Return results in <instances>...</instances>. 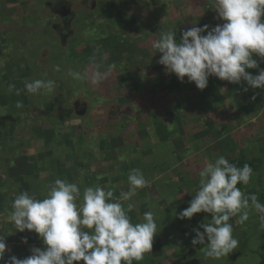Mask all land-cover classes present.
<instances>
[{
  "label": "rangeland",
  "instance_id": "374dc122",
  "mask_svg": "<svg viewBox=\"0 0 264 264\" xmlns=\"http://www.w3.org/2000/svg\"><path fill=\"white\" fill-rule=\"evenodd\" d=\"M23 0H14L8 3L9 7L15 8L14 14L4 18H11L19 25L31 26V30L25 28H19L24 30V33L17 30L15 33L8 31L12 27H4L0 25V101H4V104H0V135L9 133L12 135H19L21 138L22 146L26 148L33 156L42 152V141L44 140L35 131L33 122L39 124L38 120L42 121L41 124L48 126H55L56 133L62 128L59 133H68L73 126L83 125L82 123H93L95 122L96 134L100 138L89 139L90 144H87L81 138L76 139V148L72 151L66 145L65 150L62 151L58 147L59 136H55V142L52 146L53 153L61 156V159L65 163L71 162V158L67 155V152H78L77 156L81 151H88L94 153V160L100 163L103 169L100 168L102 176L97 175V179L104 181H114L115 187H119V196L122 193L129 191L128 175L132 169H139L143 174L149 169L150 173L154 174L151 179L156 185V189L148 191V187L138 189L137 194L131 197L130 200L124 201V206L127 207L129 204L132 205V211L128 213L133 223H140L143 220V214L147 211L154 213L155 219H160V223H157L158 229L152 246V252L146 253L144 259L152 260L154 264H219L222 260V264H228V260L225 262L222 258L219 260L207 258L202 249L205 245H192V240L195 238L194 225L195 222L191 219H178L177 216L180 212L186 209L182 207V203L191 202L194 199L192 192L182 193L181 190L177 189L180 185L179 179L183 175L184 162L189 157L195 158L196 156H203L206 164L212 163L209 161L210 158L214 161L217 159L215 154H212V149L219 148L217 142L212 138L213 141H205L202 133L200 132V122H203L209 117L207 110L202 111L198 118L189 121L187 116L182 118L183 114H187L185 108L181 106L180 110H176L174 98L172 96H181L182 91L187 89V85H195L194 83L188 82L187 77L184 78L183 82L178 81V86L174 87L175 92L173 94L169 88H165V82L168 81V73L166 68L158 74H149L145 71L142 73H136L135 70L126 71L124 73V63L126 60H122L120 66L116 67L119 70L111 72L100 84L101 88L108 91L111 96L107 99L100 98L104 97L102 90L94 87L91 82V75L94 71H107L108 66L106 61L110 57V53L105 52L103 62L99 59L94 58L91 52L85 53L83 59L91 61V63H83L81 60L77 61L75 65H71L67 59L63 63V71H53V78L50 77L48 70L52 69L50 60L60 53L59 41L61 36L66 33L63 28V18L57 13L56 6L58 5H69L70 11L74 13V17L71 21V34H69L65 41V47L68 51L71 50L70 54L74 60H76L78 53H82L84 49L93 48L94 51L103 49L100 44H95V36L98 34V28H103L106 22L107 16L110 12L116 14L117 10H113L110 7L111 1L109 0H34L30 3V0H25L24 3H20ZM95 2L96 7L91 8L90 3ZM141 2L148 4L144 10V20L147 21L149 26L151 23L154 25H164L166 20V10L168 11L167 4L150 6V3H156L159 1L171 2L184 0H140ZM205 5L200 7L198 13H201L202 20L196 22L189 19V12L187 10L188 5L186 3L180 4V19L179 25L173 26L174 32L180 31L183 34L185 31L184 27H202L208 25L210 29L215 28L218 24V12L216 11V0H202ZM49 5H48V4ZM156 7L159 9V14H153ZM170 10V9H169ZM170 12V11H168ZM186 12V13H185ZM120 15L123 14L120 12ZM128 15L134 13L127 12ZM126 14V15H127ZM172 18V15L169 16ZM153 19V22H152ZM205 19V21H203ZM8 22V21H7ZM150 22V23H149ZM226 23V21H222ZM145 23V22H144ZM176 23V21H175ZM12 24V22H8ZM56 25L60 28V31L54 32L51 28L52 25ZM177 24V23H176ZM166 31L172 25L164 26ZM151 29V28H149ZM83 30V31H82ZM67 34V33H66ZM42 35L44 40L49 44L43 46L44 49L38 51V46ZM48 35V36H47ZM134 35V33H130ZM135 36V35H134ZM182 36L180 37V40ZM43 40V43H45ZM50 40L52 43H50ZM94 40V41H93ZM93 42V44L91 43ZM136 41L128 39L127 44L129 47L135 48ZM42 48V47H41ZM137 48V46H136ZM40 49V47H39ZM73 50V51H72ZM146 52L151 55L154 53L153 47L147 42ZM63 53V49H61ZM94 54V53H93ZM136 58L127 59L131 60L130 65H145L149 56L136 52L134 53ZM256 56V54H254ZM68 56V52H67ZM80 56V55H79ZM81 57V56H80ZM51 58V59H50ZM67 58V57H66ZM82 58V57H81ZM104 63V67L100 64ZM120 63V62H119ZM264 62H260L257 67V71L261 70ZM254 70V69H253ZM79 72L81 74H87L83 80H78L68 75V73ZM121 71V72H120ZM91 74V75H90ZM71 77V79H65ZM156 77H163V87L158 85L160 91H164L165 101L162 100L158 104L152 99L154 91L157 88H153L151 91H147L144 85L139 81L144 82L155 81ZM35 79L53 80L55 81L56 87L52 93L44 95H33L29 94L25 88V82H31ZM64 84L66 89L59 92L61 83ZM100 84L98 85L100 87ZM10 85L14 87L9 88ZM208 85L211 86L215 93L218 94V99L215 101L206 98L208 104H212L215 108L213 111L222 112L224 111L231 118L235 125V129L241 134L243 142L249 149L255 150L256 148L252 145L251 141H254L255 137L261 136L264 138V89H253L248 87L247 82L243 81L240 84L238 90L231 91L225 84L221 83V80L215 76H210L208 79ZM241 85L243 87L241 88ZM92 89V90H91ZM247 89V90H246ZM70 91H74L73 95ZM84 93H92L93 97L89 99ZM186 92V91H185ZM98 95V98L96 96ZM153 93V94H152ZM242 95L245 101L255 100V103H249L248 105L244 102L242 104L236 102V96ZM161 96V95H159ZM200 97L194 95V98ZM85 98V99H82ZM50 100L51 104L62 105L53 109L48 105L45 107V101ZM198 108H204L203 103L199 99ZM17 102L22 103V107H17ZM175 102V103H174ZM164 103V105H163ZM199 103H201L199 105ZM263 103L260 108L258 104ZM84 105L86 116L76 115L78 107L76 105ZM169 107V111L164 113L165 109ZM45 110V111H44ZM47 111V112H46ZM196 111V110H192ZM171 112V114H169ZM175 114V120H173ZM204 115V116H203ZM156 117H161V121L158 122L159 126H168L174 132L165 143V148L161 146L163 142L159 139L157 127L155 126ZM108 119V122L105 120ZM242 118H246L244 121ZM37 120V121H36ZM227 120L226 117H221L220 123ZM241 124H238V122ZM192 122V123H191ZM181 123H183L181 125ZM252 123L253 129L256 131L254 136L248 135L250 128L249 125ZM14 124V125H13ZM13 125L17 131L10 129ZM187 127L186 132H180L181 127ZM219 123L211 120L210 134L216 138ZM161 133V131H160ZM177 133V134H176ZM258 133V134H257ZM130 137L134 138L136 144L139 145L138 152H144L145 155L133 156L134 152L131 151ZM197 142H196V141ZM153 143L150 145L149 143ZM156 141V142H155ZM158 141V142H157ZM71 142V139L68 141ZM101 142L111 144L114 146L113 151H109L107 148L101 147ZM257 144L260 142H256ZM155 144V145H154ZM151 149L153 152L147 154L146 150ZM191 149V150H190ZM190 150L189 154L188 151ZM194 150V152H193ZM238 148L234 151L238 153ZM214 152V151H213ZM129 153L131 155H127ZM10 151L3 155L7 160L9 159ZM39 155V154H38ZM74 155V154H73ZM221 156V155H220ZM255 156L263 157L262 154H256ZM79 157V156H78ZM123 157V159H121ZM3 160V159H1ZM37 167L43 162V158L38 159ZM85 159V163H93ZM132 161V162H131ZM49 160L46 162L48 163ZM174 164H178L176 167ZM157 165L159 167H157ZM154 166V167H152ZM151 167V168H150ZM157 168V169H156ZM92 169V167L90 168ZM258 172L260 176H256V179L261 178V182L264 187V164L259 165ZM149 173V174H150ZM88 175L84 170L80 178L76 177L71 182H76L81 192L86 187H90V184H86L85 176ZM36 176L33 178L35 179ZM38 177L43 180L39 182L38 191L35 189L32 192L37 195L39 191L43 190L41 196H45L48 191V186L53 184L58 177V173L53 170L41 172ZM193 178V179H197ZM254 179V178H253ZM264 190V188L262 189ZM243 193L251 197L255 195L261 204H264V199L260 195V191L255 190V183L253 180L248 184L247 188ZM181 205V206H180ZM3 213H0V238H3L6 242V251L4 253L3 261L0 264H9L10 258L15 256L19 259H24L29 256L30 248L44 249L45 245L42 238L34 231L30 232L25 230L19 232L13 226H8V222L11 220L9 216L3 217ZM262 214L255 209L249 210V218L243 224L239 223V216L231 218L233 222V236L239 241L238 247L229 255L232 259V264H258L262 259L258 260L255 255L246 256L245 259H235L233 256L238 251L242 252L244 249H257V251H264V244L260 247L257 243L259 233L264 231V219H261ZM3 221V222H2ZM191 226L190 231L187 230V226ZM1 231L3 233H1ZM245 236H242L243 233ZM29 237L30 240L24 239ZM161 238L162 244L155 248V243ZM163 239V240H162ZM245 239L248 242L244 241ZM26 240V243L24 242ZM207 243V238H206ZM238 250V251H237ZM84 264V262H81Z\"/></svg>",
  "mask_w": 264,
  "mask_h": 264
},
{
  "label": "clouds",
  "instance_id": "9594fccd",
  "mask_svg": "<svg viewBox=\"0 0 264 264\" xmlns=\"http://www.w3.org/2000/svg\"><path fill=\"white\" fill-rule=\"evenodd\" d=\"M216 11L226 23L210 31L208 25L192 27L183 33L179 42L173 30L162 31L152 43L156 52L162 53L158 63L181 82L187 77L199 90L207 88L210 76L237 84L243 80L253 89H264V69L256 76L246 71L258 67L253 54L264 57V23H261L264 0H216ZM116 67L113 64L105 72L94 71L91 82L99 85ZM55 71H60L58 65ZM68 75L83 80L87 74L70 71ZM12 87L14 85L9 86L10 90ZM55 87L53 80L25 82L27 92L33 95L52 93ZM16 106L22 107V103L17 102ZM253 172L249 164L237 167L224 156L207 163L199 171V191L177 218L191 219L201 212L211 216L210 221L199 225L203 232L194 229L192 240L193 246L205 245L202 251L207 258L219 260L238 247L239 241L234 238L229 223L232 217L238 215L239 223L243 224L249 218V210L255 209L264 219V204L255 195L246 196L238 187L249 184ZM128 183L129 191L115 201L112 190L97 185L81 192L77 183L59 178L48 186L43 199L21 192L12 202L9 219L17 231L37 233L45 247L43 250L33 248L31 255L24 259L12 256L9 264H74L80 261L84 264H133V261H142L146 253L152 252L158 225L152 211L143 214L142 222H132L128 215L132 205L125 207L119 201L130 200L149 182L141 170L132 169ZM5 251L6 242L0 238V261Z\"/></svg>",
  "mask_w": 264,
  "mask_h": 264
},
{
  "label": "trees",
  "instance_id": "16d2710c",
  "mask_svg": "<svg viewBox=\"0 0 264 264\" xmlns=\"http://www.w3.org/2000/svg\"><path fill=\"white\" fill-rule=\"evenodd\" d=\"M10 1H14V0H0V25L2 26V29H4V27H12L11 29L7 30V32L13 30L14 33L17 30H20L19 28H25V30L26 29L31 30V26L19 25L18 22H15L11 18H4L3 19V17H5V16H9L12 13L14 14V12L16 10L15 8L8 6V3ZM32 1H34V0H30V3ZM24 2H25V0L20 1V3H24ZM159 2H156V3H159ZM122 3H120L118 5L115 2L111 1L110 7L117 10V13L115 14L114 18H112V19H109V17L107 16L106 22L108 24H110L111 22L115 23L116 26H118V28L122 29V32L125 35H127V37L124 39H121L119 36H113V34H112V36H110L107 31L103 30V28H98L99 29L98 34H97V36L94 37V38H96L95 44L102 43L101 46L103 47V49H99L98 51H94L93 48L84 49L82 51V53H80V54L78 53L76 60H74L73 57L71 56V54H70L71 50H69V49H68V51L66 49L64 50L65 43L63 42V40L59 41L60 53L55 55L52 59L50 58L51 59L50 64L52 65V69L48 70V72L51 73L50 74L51 78L54 77L53 71H55V67L57 65L60 67V70L63 71L62 67L64 66L63 63H64L65 59H67V61L72 66L75 65L77 63V61H79V60H81L83 63H86V64L91 63V61L83 59V56L85 55V53H89V52H91L92 55H95L92 60L97 58L101 62H103V58L105 56L104 53L105 52L110 53V57L106 61L107 66L111 65L114 62H118V63L120 62L119 63V65H120L122 60H126L127 62H129V59L126 58L127 54H128V56H130V58H136L137 56L134 55V53H136V52H139V53L143 54L144 56H150L146 52L147 42L150 44V47L152 48V43L155 41L154 37H155V34L157 33L156 30L154 29L153 24L151 23V26H149L147 21H145L141 18L142 21L145 22L144 27H146L148 35L146 37H144L143 39H139V37H138L137 39L133 40V41H136V44L134 43V45H135L134 49L132 47H129L127 44V41H128V39H131L133 37L132 35H130V33H136V31H134V30H136V28L138 26L136 27L134 24L136 22V19H138L140 17H138L135 14H132V15L127 14V18L129 20H126L125 19L126 16L123 17V15L121 16L119 13V10L121 13L128 12L127 9H125L123 7ZM67 5H68V3H67ZM153 14L161 15V14H159L158 8L154 10ZM7 21L12 22V24L9 25ZM222 21L223 20L219 17V14H218V24L221 26L224 24V22H222ZM152 22H153V19H152ZM261 23H264V16L261 17ZM51 28L54 32H56V30L60 31V28L54 24L51 26ZM149 28H151V29H149ZM138 29H140V28H138ZM210 30L211 29L209 27V31ZM20 31L24 33V30L23 31L20 30ZM202 34L207 35V33H202ZM44 36H46V35L41 36L42 40L39 43V46L37 49L38 51H40L41 49H44L43 46L45 44H46L45 46L49 45L44 40ZM159 36H160V34H159ZM61 39H62V36H61ZM43 40L45 43H43ZM50 43H52L51 40H50ZM91 43L93 44L92 41H91ZM136 46H137V48H136ZM39 47H40V49H39ZM61 49H63V53H61ZM153 50L155 51L156 49L153 48ZM67 52H68V56H67ZM253 59H255L257 61L258 66H259L260 62H264V57H260L259 55L255 56L253 54ZM124 66H126V65H124ZM261 69H264V64L262 65ZM246 71L249 72L253 76L258 75L257 68L254 70L253 69H246ZM149 74H155V72H152ZM168 76L169 77H168L167 82L164 81L165 79L163 80V77H156L155 81L154 80L153 81L145 80L144 82L139 81L142 85L145 86L147 91H151V90H153V88L155 90V88H157V90L154 91V94L152 93L153 94L152 99L156 101V104H158V102L160 103L162 100L165 101L164 91H160L158 89V85H161L163 87V85H164L163 81H164L166 84L165 88H169V90L171 91L169 93H171V94H173L175 92L174 87L178 86L179 79L177 78V76L174 73H171ZM65 79H71V77H68ZM241 82H242V80H241ZM241 82L237 84V83H230L228 81L221 80V83L225 84L228 87V89L231 91L238 90ZM60 83H61V87L59 88V92L63 89H66L64 84H62V82H60ZM242 87H243V85H241V88ZM100 89L102 90L103 95L106 96L107 98H109L111 96V94L108 91L101 88V85H100ZM70 92L73 95L75 94L74 91H70ZM159 95H161V96H159ZM194 95H198L200 97L194 98ZM171 98H174L173 100L176 102V103L174 102L175 105H172L170 109L168 107L163 112L166 113L169 110H171L173 107H176V110L178 111V110H180L178 108H180L181 106L184 105L183 107L185 108L187 114L182 115L183 120H184V116H187L189 121L195 120L193 118H196V119L198 118L199 120H202L199 117V115L202 111L207 110V115L208 116L210 115V116L207 117V119L204 121V123L200 122V132L202 133L205 141H213L212 140V138H213L217 142L219 148L212 149L211 153L215 154L217 159L220 157V155L224 156L226 159L229 160L230 163L235 164L237 167H242L245 163L249 164L254 170L253 176H252L250 182L253 180V183H255V190L260 191V195L264 199V190H262L264 187H263V183L261 182L262 177L256 179V176H260L259 172H258L259 165L264 164V138H262L261 136L255 137L254 141H251V143L256 149L255 150L249 149L245 145L246 144L245 141L243 142V139L241 138L240 132L235 129V125L233 124V121L232 120L228 121V119H230L231 116L227 115V113H225L224 111H222V112L213 111L215 108L212 107V104H210V103L208 104V101L206 98H209L212 101H215L218 99V94H216L214 89L209 85L207 86L206 89L199 90V89H197V87L195 85L188 84L187 89L182 91L181 96L180 95L176 96V97L172 96ZM235 98H236V102H238L240 104H242L243 102L247 105L249 103H255V100H251V102L245 101V99L243 98L242 95H238ZM195 99H199L203 103L204 108H198V105H197L198 101H196ZM1 103L4 104L5 102L0 101V104ZM45 103H46L45 107L48 105L51 107V105H52L51 108H53V109H56L58 106H60V107L62 106L61 104L60 105L51 104L49 99L46 100ZM161 104H162V102H161ZM200 104L201 103H199V105ZM163 105H164V103H163ZM258 105L261 108L263 106V103H260ZM192 110H196V111H192ZM169 114H171V112ZM82 116H86V115H82ZM172 116H174L173 120H175V114ZM221 117H226L227 120H224L222 123H220ZM245 119L246 118H242V120H240V121H244ZM105 120L108 122L107 118H105ZM161 120H162L161 117H156L155 126L157 127L156 130L159 134V139L163 142V144H161V146L163 148H165V143L167 142L166 140L169 137H171V135H174V132L168 126H164V124L162 126H159L158 122ZM211 120L214 122L217 121L219 123L218 131H216V135L219 138H216L210 134V131H212ZM240 121L238 122V124H241ZM38 122H39V124H36L33 122V125L35 127V131L37 132V134L39 136H41L44 139L42 141V150L43 151L38 153L39 155L33 154V156H32L31 154H29L28 150L22 146L21 138L19 135H15V134L12 135V134H10V132L5 133L3 135H0V213H3L2 214L3 217L10 215V213L12 211V207H11L12 202L14 201L16 196L19 195L21 192L26 191L30 195H35L32 192V190L35 189L36 191H38L39 189H38L37 184L43 180L41 177H38V175L41 172H46L48 170H53L55 173H58L57 178L65 180L69 183H76V182H71V181L76 177L80 178V174L82 175L83 170H84L88 174L85 176L86 184H90L91 186L99 185V186L105 188V190H112L114 192V201L121 197V196H119V194H120L119 190L120 189H119V187H115L114 181L102 182V179H99V180L97 179V175L102 176L101 172H100V168L103 169V167L100 163H98L97 161L94 160V153L93 152H91L90 150L81 151L78 155L79 157L77 156L78 152H72L75 150V148L77 146L76 145V139L81 138L87 144H90L89 139L91 137L100 138V136L95 133L97 131L96 128L98 129V127H96V125H95V122L89 123V124L82 123L83 125L80 124L78 126H73V128L70 130V132L61 133L60 135H59V133L62 131V128H63L62 126L56 133V127L55 126L51 125V126L47 127L45 124H41L42 121L38 120ZM182 124L183 123H181V125ZM13 125L10 126V129H14V132H16L17 131L16 129H19V128H17V126H16V128H14ZM249 128H250V131H249L248 135H246V136H248V137L250 135L254 136L256 131L253 129L252 123H250ZM186 129H187V127L182 126L180 128V132H186ZM160 131H161V133H160ZM55 136L56 137L59 136L58 147L60 150L64 151L65 150L64 147L66 145L68 146V148H70L72 150L71 152H67V155L72 159L70 164L65 163L61 159L60 154L55 155L53 153L52 146L55 142ZM70 139H71V142L69 143L68 141ZM134 142H135L134 138L130 137L131 151L134 152V154H135L133 156L145 155L144 152L137 153L138 152L137 148L139 147V145L136 144L135 146H133ZM256 142H260V143L257 144ZM153 143H149V144L152 145ZM101 147H103L104 149L107 148L109 151L114 150L113 145L108 144V143L106 144L105 142H103V143L101 142ZM236 148L239 149L238 153H235V151H234ZM190 150L188 151L187 154H189ZM8 151H10V155H9V159H8V163H7V160L4 159L5 157L3 155H5ZM146 152H147V154H149L153 151L151 149H148V150H146ZM193 152H194V150H193ZM126 154L131 155L129 153H126ZM256 154H262L263 157L255 156ZM41 158H43L44 163H41V165L39 167H37L38 166L37 163L39 161L38 159H41ZM1 159H3V160H1ZM85 159L90 160V161H95V162L93 163V165H92V163H90V164L85 163L84 162ZM205 159L203 156H201V157L196 156L195 158L188 156V159L184 162L185 166L183 169V175L179 179L180 185L177 186V189L181 190L183 194L187 193V189H188V193L192 192L193 195H196V193L199 191V171L204 166H206ZM48 160H49V162L46 163ZM209 161H212V163L215 162L211 158ZM177 165L178 164H176V165L174 164L175 167ZM91 167H92V169H90ZM152 167H154V166H152ZM157 167H159V166L157 165ZM149 171L150 170L148 169L146 171V173L144 174L145 178L149 182L148 186H147L148 188L146 187L148 189V191H149L150 187L153 189H156V185L152 181L154 174L150 173ZM34 176H36L35 179L33 178ZM196 177H198L196 180L193 179ZM247 186H248V184L247 185H238V187L240 188V190L242 192L247 188ZM151 188H150V191H152ZM41 192H43V190L42 191L40 190L39 194L35 195V197L38 199H43L44 197L41 196L42 195ZM119 202L124 204L123 200H120ZM181 205H182V207L184 206L185 208H187V207H189L190 202L185 203V201H184ZM159 220L160 219H156V223H160ZM210 220H211V216L209 214L203 213V212L195 214L191 218V221L195 222L194 229H198L201 232H203V228H199V225H201L202 223H206L207 221H210ZM229 223L232 226H234L231 219H230ZM7 224H8V226H11V225L13 226L12 221L8 222ZM190 229H191V226L188 225L187 230L190 231ZM1 233H3V232L1 231ZM157 234H159V232H157ZM245 235H246V233L244 232L242 236H245ZM259 238L260 239H257V243L261 247L264 244V231L261 230V232L259 233ZM24 239L30 240L29 237H26ZM244 241L248 242L247 239H245ZM160 244H162L161 238H159L157 240V242L155 243V248L160 246ZM33 248H35V247L30 248L29 256L31 255V250ZM249 255L257 256L258 260L262 259V261L260 263L258 262V264H264V251L260 252V251H257V249H251V248L250 249H244L242 252L238 251L237 253H235L233 257L235 259L243 258V260H244L245 257L249 256ZM222 259L224 262L226 259V260H228V264H232V259H231L230 255L222 257ZM81 262L82 261L74 262V264H82ZM133 264H154V263L152 262V260L143 259L142 261H133ZM219 264H222V260L220 261Z\"/></svg>",
  "mask_w": 264,
  "mask_h": 264
},
{
  "label": "flooded vegetation",
  "instance_id": "af4514ba",
  "mask_svg": "<svg viewBox=\"0 0 264 264\" xmlns=\"http://www.w3.org/2000/svg\"><path fill=\"white\" fill-rule=\"evenodd\" d=\"M109 1H113L115 2L116 4H120L122 3L123 1V7L125 9H127V11L129 12H132L134 13L135 15H137L138 19H136V22H135V26L137 27L136 30V33H134L133 37L131 39L135 40L139 37V39H143L144 37H146L148 35V32L146 30V27H144V22L142 21V19L144 20V10L146 9L147 5L148 4H145L143 2H141L140 0H109ZM183 3H186V5H188V7H185L187 8L188 12H189V19L193 20V21H197V20H202L203 17L201 13H198V10L200 9V7L204 6L205 5V2L202 1V0H184L183 2H179V1H171V2H164V1H160L159 3H150V6H155V5H163V4H167L168 6L167 10H166V20L167 22L163 25H158L157 23L155 24V30H156V34H155V37H154V40H157L159 38V34L162 32V31H166L165 27L164 26H167L168 25H172L171 30L174 31V28L173 26H176V25H179V19H180V4L183 5ZM49 5V4H48ZM90 6L91 8H95L96 5H95V2H91L90 3ZM113 9V8H112ZM157 9V7H156ZM170 9V10H169ZM115 10V9H113ZM57 13L60 14V16L63 18V28L64 30L66 31L65 34L62 35V40L64 43H66L65 39L66 37L71 34L72 30L70 29L71 28V21L74 17V13L72 11H70V8H69V5H58L56 6V10H55ZM186 13V12H185ZM123 14V17H125L126 20H129L127 18V12L126 13H122ZM162 15V14H161ZM172 15V18H170L169 16ZM114 14H112V12H110L108 14V17L109 19H112L114 18ZM142 18V19H141ZM176 21V23H175ZM205 21V19L203 20ZM153 24V23H152ZM207 25V24H206ZM154 26V25H153ZM190 26V25H189ZM189 26H186L184 27V31H187L189 30ZM140 28V29H138ZM103 30L104 31H107L108 34L110 36H119L121 39H124L127 37V35H125L123 32H122V29L121 28H118V26H116L115 23L111 22L110 24H106L103 26ZM138 32V33H137ZM175 33V36H176V39L177 41L179 42L180 41V37L183 35L180 33V31H177V32H174ZM158 50H155L153 54H151L148 58H147V62L145 63V65H136V66H132L130 65L129 62H132L131 60H129V62L127 61H124L125 63H127L128 65L126 66H123V68H119V69H124V73L126 71H131V70H135L136 73H142V71H145L147 73H152V72H155V74H158L159 72L163 71L165 69V66L161 65L158 63V61L161 59L162 57V53L160 52H156ZM128 56V54L126 55ZM115 64L117 67L120 66L118 62H114L112 63L111 65ZM102 65L103 67L105 66L104 63L100 64ZM110 65H108L109 67ZM118 68H115L112 72H116L119 70ZM101 72H105L104 70H101ZM121 72V71H120ZM91 75V74H90ZM101 85V84H100ZM102 86V85H101ZM95 88L97 89H100V87L98 85H94ZM92 90V89H91ZM84 92H82L83 94ZM83 95H85L86 97H88L89 95V99H91L93 97V94L92 93H84ZM96 96L98 98V95L96 93ZM100 98H105L107 99L106 96L104 97H99ZM82 99H85V98H82ZM78 107V110H77V113L76 115H78L79 117L82 116V115H86V111H85V107L83 104L81 105H76ZM86 113V114H85Z\"/></svg>",
  "mask_w": 264,
  "mask_h": 264
},
{
  "label": "bare ground",
  "instance_id": "6f19581e",
  "mask_svg": "<svg viewBox=\"0 0 264 264\" xmlns=\"http://www.w3.org/2000/svg\"><path fill=\"white\" fill-rule=\"evenodd\" d=\"M163 240V239H162Z\"/></svg>",
  "mask_w": 264,
  "mask_h": 264
}]
</instances>
